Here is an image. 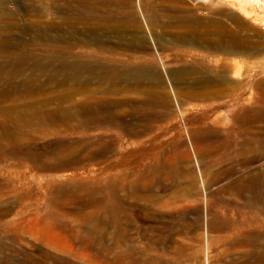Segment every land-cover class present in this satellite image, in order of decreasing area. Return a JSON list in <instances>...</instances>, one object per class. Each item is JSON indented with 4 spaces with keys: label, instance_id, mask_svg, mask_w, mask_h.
I'll return each mask as SVG.
<instances>
[{
    "label": "rangeland",
    "instance_id": "374dc122",
    "mask_svg": "<svg viewBox=\"0 0 264 264\" xmlns=\"http://www.w3.org/2000/svg\"><path fill=\"white\" fill-rule=\"evenodd\" d=\"M62 1L7 0L9 13L0 25L14 30L10 44L0 46V62L42 56L47 41L37 39L35 29L60 22L55 9L66 10ZM140 2L146 44L113 50L147 56L144 45L150 46L162 78L155 92L166 95V107L142 108L136 94L113 96L133 104L101 108L104 125L91 121L84 129L89 116L83 113L57 119L84 95L60 103L59 91L48 90L0 102V120L10 116V127L21 129L19 139L10 137L3 146L10 145V156L0 162V264H10V256L13 264H51L32 246L43 237L59 242L69 252L56 253L78 264H113L105 248L136 258L124 264H246L261 255L264 264V160L252 163L264 151V52L218 50L220 42L233 44L231 35L245 47H264V0H202L196 14L206 24L190 26L147 20V10L164 13L170 0ZM215 20L220 23L208 24ZM221 75L226 84L218 82ZM246 113L252 119L239 121ZM34 121L44 128L27 126ZM150 124L149 134L128 130ZM256 134L262 141L252 144ZM142 139L146 144L137 146ZM61 226L90 235L93 250ZM120 227L128 228L127 238Z\"/></svg>",
    "mask_w": 264,
    "mask_h": 264
},
{
    "label": "bare ground",
    "instance_id": "6f19581e",
    "mask_svg": "<svg viewBox=\"0 0 264 264\" xmlns=\"http://www.w3.org/2000/svg\"><path fill=\"white\" fill-rule=\"evenodd\" d=\"M6 1L0 0V21L9 13L5 5ZM192 1L193 7L188 6V1H180L182 5V9H180L181 7L178 6L179 0H170V6L165 7L164 13L158 9L147 10L145 16L153 24L159 22L160 17L165 19V24L180 22L183 25L190 26L205 23L204 19L196 14L197 9L203 7L199 3L202 0ZM63 3L62 7L66 5V10L62 8L55 9V14L60 18L59 23H51L45 28L35 29L37 30V39L50 42V44L45 42L46 47L43 49L42 56L31 62L25 61L23 57H20L17 62H10V60L6 63L0 62V102L9 100L13 95L31 99L36 95H43L48 90L59 91L56 98L60 100V103L62 101H72V98L76 95H84L82 100L71 104L73 110L57 117V119L65 122L83 113L84 116H89L86 123L82 124L83 127L79 126L85 127L84 129L90 127L88 122L91 121L97 127L104 125V120L100 115H97V111L101 108L133 104L131 98L113 99V96L130 94L142 96L137 101L142 105V108H153L157 104L164 107L168 105L166 95L155 92L156 86L162 83V78L153 66V54L150 51V46L144 45L148 49L147 56L122 54L113 50V48H125L135 51L140 48L141 44H146L147 34H144V29H141L143 23L139 20L136 11V6H141L140 0H66ZM228 18L237 20L232 15H228ZM219 23L215 20L210 21L208 24L218 25ZM9 27L10 29H8ZM11 28V25H0V46L10 44V31L14 30ZM20 30L27 32L32 29ZM54 32L55 34L52 35ZM230 38L233 44L220 42L218 50H224L230 54L244 53L247 56L264 52L262 46L245 47L244 42L237 40L238 37L235 35H231ZM104 42L108 45H104ZM92 45L95 48H92ZM10 63H14V66L10 67ZM16 78H20V81L16 82ZM218 82L226 84L228 81L224 75H221L218 77ZM248 100L252 101L251 97ZM34 102L31 101L28 104L34 106ZM42 102L43 105H46L48 100ZM259 115V112H256V114H252V117L257 121ZM252 117L246 113L239 116L238 119L241 122H246ZM27 126H31L30 128L34 131L44 128L39 125L38 121L37 125L34 121V123L31 122ZM153 127L150 124L141 130H135L133 127L128 130L131 134L140 136L141 133H151ZM19 134H21V129L10 127V116L0 120V162L8 160L7 157L10 156V145L7 148L3 146L10 143V137L19 139ZM152 134L150 136H153ZM258 135L252 137V144L262 141ZM145 141L143 139L139 140L136 145H143ZM263 160L264 151H262L260 158H255L252 163H260ZM161 172L165 173L164 167ZM126 185V183H123L124 189ZM251 198L256 201L254 194ZM257 199L262 201L260 197H257ZM248 202L252 203L250 200ZM125 208L130 210L133 207L126 204ZM61 228L76 237L84 250L88 248L93 250L94 245L90 235L84 238L75 234V231L67 226H61ZM119 230L121 231V237H123V233L127 238L128 228L124 227L122 229L120 227ZM200 234L203 235V233ZM15 240L21 241V238H14L13 241ZM123 240L125 239L123 238ZM35 241L37 243H32V246L38 247L40 251L43 249L40 255L43 261L51 260V264H59V261L64 264H78L76 261L69 260L56 253H67L69 251L65 250L54 239L43 237ZM45 248L50 249L45 250ZM257 248L259 249L258 253L262 254L263 246H257ZM14 251L15 254L16 252L20 254L19 251ZM105 252L113 264H124L125 261L136 260V258H129L130 256L127 254L126 256L111 252V249L108 248H105ZM25 256H28V260L35 258L31 254ZM261 257H252L245 263L261 264ZM13 262L14 260L10 256V264H13Z\"/></svg>",
    "mask_w": 264,
    "mask_h": 264
}]
</instances>
